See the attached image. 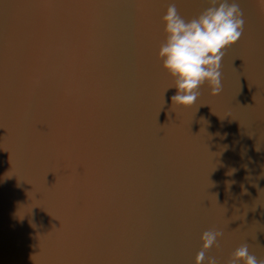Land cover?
Here are the masks:
<instances>
[{"label": "water", "instance_id": "1", "mask_svg": "<svg viewBox=\"0 0 264 264\" xmlns=\"http://www.w3.org/2000/svg\"><path fill=\"white\" fill-rule=\"evenodd\" d=\"M171 2L0 0V264H196L207 231L204 264H264V0L190 108L158 59Z\"/></svg>", "mask_w": 264, "mask_h": 264}, {"label": "clouds", "instance_id": "2", "mask_svg": "<svg viewBox=\"0 0 264 264\" xmlns=\"http://www.w3.org/2000/svg\"><path fill=\"white\" fill-rule=\"evenodd\" d=\"M166 39L158 51L163 69L174 80L172 103L190 108L199 98L200 87L208 83L213 95L220 93V65L224 50L242 35L244 20L237 0H211L210 6L192 20H185L171 2L162 18ZM222 233L207 231L201 237L202 249L196 264H204L205 254L216 245ZM261 264L249 253L247 244L232 255L230 264ZM207 264H218L215 257Z\"/></svg>", "mask_w": 264, "mask_h": 264}]
</instances>
